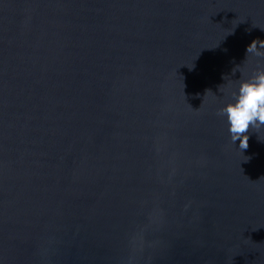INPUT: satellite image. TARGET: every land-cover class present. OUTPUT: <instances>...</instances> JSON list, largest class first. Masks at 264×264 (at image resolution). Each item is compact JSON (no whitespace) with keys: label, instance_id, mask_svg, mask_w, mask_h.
Segmentation results:
<instances>
[{"label":"water","instance_id":"obj_1","mask_svg":"<svg viewBox=\"0 0 264 264\" xmlns=\"http://www.w3.org/2000/svg\"><path fill=\"white\" fill-rule=\"evenodd\" d=\"M257 37L264 0H0V264H264V128L218 114Z\"/></svg>","mask_w":264,"mask_h":264},{"label":"clouds","instance_id":"obj_2","mask_svg":"<svg viewBox=\"0 0 264 264\" xmlns=\"http://www.w3.org/2000/svg\"><path fill=\"white\" fill-rule=\"evenodd\" d=\"M259 45V46H258ZM248 54L264 57V39L254 38L246 48ZM225 119L231 141H239V149L249 147V129L264 128V65L239 80L231 99L218 109Z\"/></svg>","mask_w":264,"mask_h":264}]
</instances>
